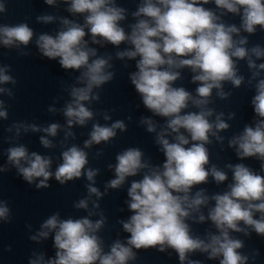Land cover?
Segmentation results:
<instances>
[{
  "label": "clouds",
  "instance_id": "obj_1",
  "mask_svg": "<svg viewBox=\"0 0 264 264\" xmlns=\"http://www.w3.org/2000/svg\"><path fill=\"white\" fill-rule=\"evenodd\" d=\"M60 2L68 5L66 11L73 17L81 16L83 23L63 16H37V22L58 21L59 27L55 35L39 34L35 47L41 57L57 61L66 72L78 73L71 77L70 83L60 81L61 91L68 97L62 108H48L51 113H62L65 125L14 122L6 129L14 135L6 137L5 142L12 144L18 140L21 131L43 132L40 144L52 149L56 144L49 138L57 137L62 130L63 147L69 138L75 139L74 126L87 127L90 121L96 122L92 123L83 147L77 144L64 147L60 153L62 162L54 172L52 156L13 144L5 151L7 165L0 166V173L15 168L19 177L29 185L35 184L37 189L49 187L48 181L53 177L60 185H66L84 176L89 182L88 195L74 202L73 207L87 215L67 219H61L59 212L50 215L30 239H47L54 233L55 257L46 261L43 254L34 253L36 258L30 264H129L137 259L134 249L150 248L159 252L174 250L180 264H201L190 258L196 253L207 254L210 260L218 259L219 264H248L250 258L255 262L259 251L253 250L251 257L242 254L238 250L245 247L244 241L231 233L250 238L255 232L264 238V175L244 163H228L225 168L232 177L225 191L208 194L205 188L193 189L207 184L209 177L217 186L228 180V173L216 164L206 167L210 164L208 145L217 143L223 150L225 137L220 133L230 128L225 113L209 107L214 103L213 90L219 100L232 97V91H225V83L234 89L245 83L254 88L253 123L228 138V147L235 150L240 160H258L260 173H264V63L256 62L264 59V47L258 43L247 47L248 36L242 35L255 34L257 26L264 32V0H139L136 10L130 13L134 22L127 24L128 31L122 25L128 18V9L119 6L117 0ZM45 3L56 5L58 0ZM209 3H214L216 10L204 7ZM6 4L7 0L0 2V14L7 12ZM227 14L239 16V26L226 22L223 17ZM33 37L34 30L27 22L0 23V45L15 48L19 57L31 54L23 49ZM109 44L117 49L114 55H101L96 47L90 46ZM114 59L135 62L136 70L129 73V81L152 117L163 118L160 124L152 117L141 116L138 123L155 134L154 143L164 160L162 164H153L138 147L120 151L116 163L108 165L114 178L105 184V193H101L94 186L100 170L86 168L89 153L85 149L109 145L117 137V130L127 131L124 120L99 123L97 116L104 121L112 117L108 110L97 111L92 107L102 103L103 86L116 76ZM239 61H246L250 72L247 80L239 74ZM128 66L126 62L123 64L124 68ZM184 69L191 73L190 82L197 85L194 93L177 86ZM10 71L11 65L0 64V85L17 84ZM0 95L13 99L15 94L10 88L0 87ZM8 116L5 101L0 99V118L6 120ZM213 116L215 119L211 120ZM235 116L234 111L227 113L228 120ZM127 119L131 121L132 117ZM101 155L103 149L96 152V157ZM137 176L141 178L132 180L127 189L125 203L131 215L117 221L129 235L123 241L115 239L105 251V241L98 233L105 228L107 217L98 200L108 189H120L129 177ZM93 196L97 199L93 200ZM93 216L99 218L93 220ZM0 221L11 222L10 208L4 200H0ZM206 221L211 222L215 232L206 229L203 236L195 234L192 224Z\"/></svg>",
  "mask_w": 264,
  "mask_h": 264
},
{
  "label": "water",
  "instance_id": "obj_2",
  "mask_svg": "<svg viewBox=\"0 0 264 264\" xmlns=\"http://www.w3.org/2000/svg\"><path fill=\"white\" fill-rule=\"evenodd\" d=\"M0 2H3V0H0ZM117 3L119 6L128 9V18L122 22V25L128 31L127 24L134 22L130 13L136 10L139 0H117ZM6 7L7 12L0 14V23L17 24L27 22L29 27L34 30V37L28 47L23 49L31 53L28 56L19 57L15 48L7 49L0 45V64L11 65L9 74L17 80L16 85H0V87L12 89L15 94L13 99H10L7 95H0V99L5 101L9 113L8 119L0 118V166L7 165L5 151L8 147L13 146V144H23L28 148L29 152L35 151L41 155L52 156L53 164L51 170L54 172L56 166L62 162L60 153L64 147L72 144L83 147V141L88 138L87 133L91 130L92 123L96 122L95 120L90 121L87 127L74 126L72 131L75 133V139L69 138L63 147L60 144V141L64 138L62 130L57 137H50L49 139H52L53 143L56 144V147L52 149H45L40 144V136L44 135L43 132L33 133L29 131L28 133H23L21 131V136L18 140H14L12 144L5 142L6 137L14 135V133H8L6 129L14 122L35 123L38 126H46L54 122L62 126L65 125V118L62 113H51L48 108H62L68 97L66 93L61 91L60 81L64 80L70 83L71 77L78 75V73L66 72L57 61L48 60L38 54V50L35 47L36 37L42 33L55 35L59 22L39 23L36 17L49 14L74 19L80 23H83V18L81 16L73 17L72 14L66 11L68 5L60 2V0H58L56 5H48L45 0H7ZM204 7L216 10L214 3H209L204 5ZM217 12L219 14L218 10ZM223 19L228 23H235L239 26V16L227 14ZM257 29V32L253 35L242 33V35L248 36L249 44L247 47L249 48L257 43L264 47V32L259 30V26H257ZM86 39H89V37L86 36ZM90 46L96 47L101 55L105 53L114 55L117 50L110 44L103 47L100 45ZM21 47L23 48V46ZM124 47L125 45L122 44L121 48ZM125 62L129 65L127 68L123 67ZM256 62L257 64L264 63V59ZM113 63L116 76L112 82L103 86L102 103L93 104L92 107L97 111L108 110L112 117L110 121H104L102 117L97 116L96 120L99 123L111 124L117 119L124 120L127 125V131L120 132L117 130V137L109 145H94L91 149H85L89 153V164L86 168L92 167L100 170L95 177L94 186L101 193H105V184L114 178V172L108 168V165L116 163L115 157L120 151L128 147H138L145 153V158H150L153 164H162L164 160L163 154L154 143L155 134L148 133L138 123L141 116L152 117V114L144 108L139 95L135 92L128 78L129 73L136 70L135 62L114 59ZM238 66L240 68L239 74L244 75L245 80H247L250 72L247 69L246 61H239ZM181 74L183 79L177 81V86H183L194 93L197 85L190 82V71L184 69ZM262 76H264V73H262ZM224 89L225 91H232V97L229 100H219L215 96V90H213L212 99L214 103L210 104L209 107L215 108L217 112L223 111L225 113L224 119L229 123L230 128L220 133L221 136L225 137L222 146L223 150H221V145L217 143L208 145L210 149V164L206 167L216 164L228 173V180L217 186L212 178L209 177L207 184L197 186L193 191L198 190V188L207 189L208 194L225 191L227 185L231 183L232 177L231 172L225 168L228 163H244L258 174L264 175V173H260V162L258 160L255 158L240 160L236 156L235 150L228 147V138L241 132L246 124L253 123L254 112L251 107V98L255 94L254 88L248 87L245 83L241 85L240 89H234L230 84L225 83ZM57 97L61 98L57 100ZM112 109H115V111H111ZM230 111L236 113L235 118L232 120L227 119V113ZM128 116L132 117L131 121L127 119ZM152 118L160 124L164 122L163 118ZM210 119L214 120L215 117L213 116ZM100 149H103V155L96 157V152ZM140 178V176L129 177L120 189H108L106 194L102 195L98 200L100 209L103 210L107 217L105 228L98 233L105 241V251L109 250L108 246L115 239L119 238L123 241L129 235L122 230V226L117 221L126 220L131 215L125 203L128 200L127 189L132 180ZM36 182L38 183V181ZM88 183L86 177L82 176L79 179L68 182L66 185H60L53 177L48 181L49 187L37 189L35 184L29 185L19 177L15 168H11L8 172L0 173V200L8 202L11 216V222L0 221V264H30V261L36 258L33 255L34 253L36 255L43 254L46 261L54 258L56 252L53 239L54 233H50L47 239H39L37 241L31 240L30 237L36 235L41 230V224L55 212L60 213L61 219L69 217L79 218L87 215L84 210L75 209L73 203L88 195L86 188ZM92 199L96 200L97 198L93 196ZM89 207H91V203ZM204 211L206 214L207 210L205 209ZM98 218L97 216L91 217L93 220ZM256 218H259V214H256ZM189 223L191 224V221ZM192 228L195 234L201 236L205 234L206 229H211L215 232L210 221H206L203 224H192ZM231 235L244 241L245 247L238 250L242 254H247L251 257L253 250L259 251V256L256 257L255 262L250 258L248 264H264V238H261L255 232L251 233L250 238L243 236L241 233H231ZM134 251L137 252V259L130 261L129 264H180L178 255L172 249H166L164 252H159L154 248L148 250L134 249ZM190 258L201 261V264H219L218 259H207V254L196 253L191 255Z\"/></svg>",
  "mask_w": 264,
  "mask_h": 264
}]
</instances>
